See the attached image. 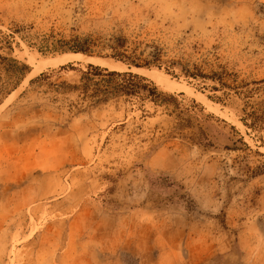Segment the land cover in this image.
I'll list each match as a JSON object with an SVG mask.
<instances>
[{"label": "rangeland", "instance_id": "1", "mask_svg": "<svg viewBox=\"0 0 264 264\" xmlns=\"http://www.w3.org/2000/svg\"><path fill=\"white\" fill-rule=\"evenodd\" d=\"M118 37L128 57L160 49L161 68L110 57ZM77 38L91 54L67 51ZM70 54L158 73L139 74L235 126L250 150L193 144L149 104L93 107L64 84L94 62ZM0 55L30 67L7 93L0 61V264H264V145L233 95L219 103L212 82L169 66L263 79L264 0H0Z\"/></svg>", "mask_w": 264, "mask_h": 264}, {"label": "trees", "instance_id": "2", "mask_svg": "<svg viewBox=\"0 0 264 264\" xmlns=\"http://www.w3.org/2000/svg\"><path fill=\"white\" fill-rule=\"evenodd\" d=\"M124 43L125 40L118 37L115 44L111 46L114 53L110 57L138 68L150 67L153 64L161 68V65H158L162 56L160 49L151 54V61H145L141 57H128L122 53L120 49L125 46ZM94 44L95 42L90 38H77L75 46L70 47L67 51L91 54V46ZM0 61L7 64L3 68L4 71L15 77L12 89L7 92L11 93L22 83L29 73L30 67L19 59L7 58L2 55H0ZM169 66L170 68L179 67L187 77L212 82V90L222 92L223 95L216 98L209 97L219 103L228 106L226 99L233 95L235 98L234 103L238 102L237 107H239V110H236L240 114L239 120L247 130L255 133L264 145V78L251 82L239 81V77L235 73L226 70L204 73L197 65L189 68L188 65L177 60L170 61ZM64 68L66 67H62V69ZM167 70L170 72V69ZM49 76L48 73H42L32 79L30 83L34 84ZM64 85L68 90L79 91L84 97L90 98L93 101V107H103L110 103L119 105L124 102L137 105L139 108L149 104L157 110L163 109L175 119V130H189L186 138L201 147L227 151H245L251 148L235 126L211 113H206L203 106L193 99L187 101L182 97V93L176 94L162 90L154 81L139 73L129 70H111L101 65L88 63L84 69L80 70L78 84L67 83ZM263 171L264 165H261L256 173L260 174ZM164 179L152 177L150 179L151 187L156 190L159 183L167 184L164 183ZM169 186L174 185L169 183Z\"/></svg>", "mask_w": 264, "mask_h": 264}, {"label": "bare ground", "instance_id": "3", "mask_svg": "<svg viewBox=\"0 0 264 264\" xmlns=\"http://www.w3.org/2000/svg\"><path fill=\"white\" fill-rule=\"evenodd\" d=\"M67 58L70 61L81 60L83 58H86V59H89L90 61H93L94 64L96 63V64H99V65H104L105 67H108V68H110L112 70H125V69H127L126 68L127 66L125 67V65L123 63H121V62H117V61H107V60H101V59L96 60V59L87 57V56H85L83 54H70ZM44 64H49V62L48 63H43L42 65H44ZM134 69L137 72L142 73V74H144L146 76H149L151 78L152 77L159 76V74L158 73H155L154 71H149V70H144L143 71L142 69H137V68H134Z\"/></svg>", "mask_w": 264, "mask_h": 264}]
</instances>
